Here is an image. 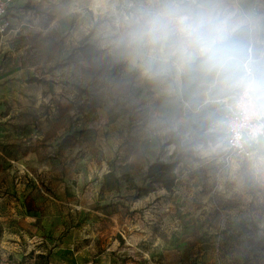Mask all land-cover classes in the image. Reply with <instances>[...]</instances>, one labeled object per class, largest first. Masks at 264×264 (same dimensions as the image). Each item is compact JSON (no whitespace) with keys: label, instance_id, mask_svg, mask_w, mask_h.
<instances>
[{"label":"rangeland","instance_id":"obj_1","mask_svg":"<svg viewBox=\"0 0 264 264\" xmlns=\"http://www.w3.org/2000/svg\"><path fill=\"white\" fill-rule=\"evenodd\" d=\"M104 7L105 0H25L0 37V145L12 150L18 141L21 147L14 149L21 150L30 139L36 158L35 172L17 174L24 189L34 187L24 198L30 207L25 215L15 203L21 189L0 184V260L194 264L193 237L205 233L209 240L201 245L206 252L200 262L264 264V188L238 184L223 164L204 162L190 152L176 166L171 193L154 184V190L133 198L123 174L142 184L150 162L171 159L174 145L162 153L159 147L175 134L157 123L159 113L169 110L157 90L100 46ZM86 42L109 54L119 73L94 82L90 74L79 73L84 65L74 49ZM102 54L91 68H101ZM81 79L92 91L84 96L95 94L104 110L79 115L87 101L79 99ZM77 130L92 134L71 145L60 155V166L52 167L53 157L40 143L53 147ZM44 156L49 162H42ZM111 167L117 168L119 182L114 191H103L100 182ZM3 179L16 178L8 174ZM234 224L239 225L238 251L218 257L214 241Z\"/></svg>","mask_w":264,"mask_h":264},{"label":"clouds","instance_id":"obj_2","mask_svg":"<svg viewBox=\"0 0 264 264\" xmlns=\"http://www.w3.org/2000/svg\"><path fill=\"white\" fill-rule=\"evenodd\" d=\"M100 46L169 110L157 123L264 188V9L251 0H105Z\"/></svg>","mask_w":264,"mask_h":264},{"label":"crops","instance_id":"obj_3","mask_svg":"<svg viewBox=\"0 0 264 264\" xmlns=\"http://www.w3.org/2000/svg\"><path fill=\"white\" fill-rule=\"evenodd\" d=\"M24 1L25 0H10L9 9H8L10 17L13 13H15L17 10H19L17 7H19L22 4V2H24ZM255 6H257L260 9H264V0H263V4L255 5ZM99 57L100 56H98V58ZM101 58H103V54H102ZM80 60H82L81 63L84 65V69H80L79 73H82L81 72V70H82L83 72L87 73V75L90 74L93 82L100 76L112 75L114 73H119V70H115V67H107V68H99V69L96 68L95 69V68H91V64L87 63L82 58H80ZM85 82L86 81L83 79H81L79 81V99L82 96L87 99L86 104L83 105L82 109H79V115L90 114L94 110H104L103 105L99 104L100 102L98 100V97L95 94L91 95L89 97L84 96V94L92 93L90 88H88V85L87 86L85 85ZM95 87H96V89L97 88L99 89L97 84H95ZM98 89H97V91H98ZM86 92H89V93H86ZM26 131H28V130H26ZM29 132L30 133L32 132L31 135H32V138L34 140L35 136H33V130L31 128H30ZM76 133H77L76 135L67 134L64 137L60 138L59 140H57L58 142L54 143L55 145L53 147L51 146L50 143H48V144L42 143V142L40 143L41 145L42 144L46 145L45 147L48 148L50 156L53 157L51 159L52 167H54L56 164H58V165L60 164L59 163L60 162V155L64 154V151L65 150L67 151L71 145H78L79 139H83L86 136H90V134H92V132H90L89 130H88L89 134H87L86 130H84V131L77 130ZM29 141H30V139L28 140V144H22L21 150L14 149V148H20L21 147V144H18V141H17V143H15L13 145L14 148H12V150H7V149H5V147L0 145V184L7 185V186L10 185L14 189H17V190L21 189V191L17 192V195H16L17 200L15 199V203L17 204L18 207H21L20 209H18V211L22 210L24 215L26 214L27 210H30V207L26 205V202H28V201L24 200V198L26 195H29V193L34 190V187L31 186V184H28L25 187V189H26L29 186L28 191L25 192L24 191L25 190L24 185L21 186V184L17 183L18 182L17 174L21 170H24L29 174L35 172L36 158L34 156L35 152L32 151V148L35 147L34 146L35 143L30 144ZM45 153L46 152H44V154ZM42 162H44V163L49 162V161H47V156L43 157ZM4 163H6V166L3 165ZM41 166H42V164H41ZM116 169H117L116 167H114V168L111 167L110 169H108V171L105 174H107L109 171L112 170V171H114V173L118 177V174L115 171ZM8 174L10 175V179H12L14 176L16 179L13 182L11 180L6 181L5 179H3V176H7ZM100 189H102L103 191H114V189L108 190L103 185V178H102V181L100 182ZM173 189H174V187H173ZM168 193H171V192H168ZM238 226L239 225L235 226V224H234V227L229 228V230H227L225 232H222L220 234V236H217V238L215 239V241H214V244L216 247L215 251L218 252V255H217L218 257L221 256L222 258H224V255H223L224 252L228 255H231L233 252L238 251V246L240 245V241H239L240 236H238L239 232L237 231ZM235 230H236V233L234 232ZM203 234L202 235L195 234V236L193 237L194 241H196V248H197L196 251L198 254L197 255L198 258H196L194 264H205L204 262H200V258H202V256L206 252V250L201 248V245H202L204 240L208 239V237L205 236V233H203ZM201 239H203V240H201ZM207 263H209V262H207ZM0 264H9V263L4 262L3 260H0Z\"/></svg>","mask_w":264,"mask_h":264},{"label":"trees","instance_id":"obj_4","mask_svg":"<svg viewBox=\"0 0 264 264\" xmlns=\"http://www.w3.org/2000/svg\"><path fill=\"white\" fill-rule=\"evenodd\" d=\"M74 50H76L79 53V57L87 63L97 59L98 56L102 54L98 47L89 42L79 45ZM102 60L104 61L102 62L101 68L111 67L115 63L114 59L109 54H103ZM30 81H43V83H45L44 80L38 78H31ZM76 87L78 88V86ZM168 144L174 145V148L170 154L171 159L169 161H162L157 158L150 162L147 165L143 175L142 184L137 185L131 178H128L127 175L123 174L127 186L134 192L133 198H138L139 196L148 194L150 191L155 189L154 184H158L167 192H170L173 189L176 180V166L182 158L190 156V152L186 151L184 148L182 149L180 140L177 138V136L171 135L165 143L160 145L159 150L161 153L164 151V147ZM118 182L119 178L112 170L103 177V185L107 189H116Z\"/></svg>","mask_w":264,"mask_h":264},{"label":"built area","instance_id":"obj_5","mask_svg":"<svg viewBox=\"0 0 264 264\" xmlns=\"http://www.w3.org/2000/svg\"><path fill=\"white\" fill-rule=\"evenodd\" d=\"M9 2L10 0H0V37L11 27V18L8 12Z\"/></svg>","mask_w":264,"mask_h":264}]
</instances>
